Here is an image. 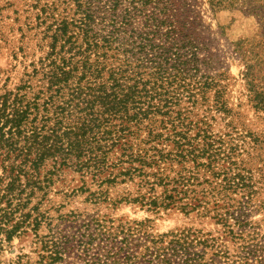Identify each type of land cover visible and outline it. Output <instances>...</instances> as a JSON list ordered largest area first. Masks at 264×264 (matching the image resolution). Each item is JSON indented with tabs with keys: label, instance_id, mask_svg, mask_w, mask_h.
I'll list each match as a JSON object with an SVG mask.
<instances>
[{
	"label": "trees",
	"instance_id": "obj_1",
	"mask_svg": "<svg viewBox=\"0 0 264 264\" xmlns=\"http://www.w3.org/2000/svg\"><path fill=\"white\" fill-rule=\"evenodd\" d=\"M33 1L48 51L15 92L0 95V148L12 156L5 196L47 184L62 168L98 188L136 182V196L112 202L209 216L221 234H152L142 223L92 216L87 234H70L89 264H264L262 237L246 229L251 172L231 143L192 118L214 82L198 76L197 46L178 0ZM19 224L5 228L6 240Z\"/></svg>",
	"mask_w": 264,
	"mask_h": 264
},
{
	"label": "rangeland",
	"instance_id": "obj_2",
	"mask_svg": "<svg viewBox=\"0 0 264 264\" xmlns=\"http://www.w3.org/2000/svg\"><path fill=\"white\" fill-rule=\"evenodd\" d=\"M33 2L0 0V95L15 92L48 51L45 24H39ZM178 8L179 19L197 46L198 76L214 82L192 118L198 120L197 127L231 143L232 156L238 154L241 166L251 172L254 194L246 229H255L264 244V0H178ZM6 151L7 147L0 148V264H89L70 234L77 238L87 234L83 224L92 216L114 224L142 223L152 234L182 228L206 237L222 232L221 224L195 212L152 209L127 200L114 204V199L136 196V182L104 183L98 188L71 168L58 169L47 184L22 185L8 190H23L20 195L5 196L12 164ZM85 186L89 190H83ZM100 189L105 192L100 200L89 195ZM15 222L20 223L17 233L6 240L5 228ZM56 246L63 249L54 259Z\"/></svg>",
	"mask_w": 264,
	"mask_h": 264
}]
</instances>
